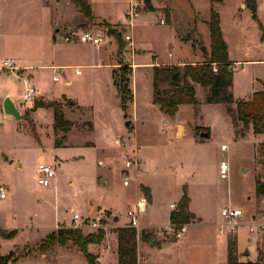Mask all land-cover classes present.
<instances>
[{"label": "rangeland", "instance_id": "1", "mask_svg": "<svg viewBox=\"0 0 264 264\" xmlns=\"http://www.w3.org/2000/svg\"><path fill=\"white\" fill-rule=\"evenodd\" d=\"M96 1L106 5L107 19L117 23L114 28L122 35V60L134 68L138 113L131 103L127 112L121 108L111 85L112 70L87 66L100 61L97 54H88L86 49L69 45L79 41L83 31H99L115 41L112 49L108 44L103 47L106 53L110 50V56H114L118 64L116 56L121 43L110 35L107 23L96 18L86 19L69 0H0V66L5 59L23 63L24 59L34 60L33 65L38 62L36 60L54 59L69 65L64 74L58 71L60 82L53 81L51 70L36 72L43 96L36 97L33 103L23 101V80L9 72L0 79L23 114L28 116L39 107L45 109L35 119L39 121L36 124L31 116L18 121L0 111V187L7 194L5 199H0V232L6 236H0V256L13 252L15 262L12 260L10 264H89L79 247L71 241L64 245L56 243L46 251L41 246L48 237L59 232L77 231L85 237L99 234L101 229L91 228L90 222L97 215H102L104 239L99 245H89L88 253L95 264L102 263L101 257H107L105 260L109 264H115V248H107L113 245L117 229L128 223L127 212L134 208L136 200L144 196L150 203L140 188L146 187L145 183L152 191L154 211L140 217L142 227L137 230L140 244L142 234H149L152 240L157 237L169 242L180 239L168 233L166 225L169 205L183 195L185 188L190 199V211L200 224L188 229L186 238L190 244L182 247L174 264H225L228 261L227 243H238V235L217 240L212 235L216 229L211 225L223 223L221 210L224 207L241 209L246 220L259 211L263 198L256 195V181L264 182V133L256 136L255 140L254 133L251 134L252 125L245 128L242 123L235 122L236 118L233 124L230 121L227 113L233 105L224 108L207 104L204 91L199 88L197 98L200 106H185L174 118L166 119L170 130L162 134L160 124L164 119L150 100L148 69L143 65L135 66L139 49H132L124 40L132 33L134 41L146 51L144 57L147 62H153L154 56L155 61L167 60L169 52L177 55L180 49L174 42L171 46L166 40V34L171 32L173 25H160L162 16L168 23V15L173 8L180 35L194 40L197 48L205 46L209 54L208 27L206 39L200 35L206 34L203 28L194 27L193 32L188 23L193 16L191 5L198 12V16L195 15L197 21L210 17V0H154L165 7L159 15L147 13L144 1H137L140 13L131 32L119 27L125 16L123 10L125 7L130 9L131 0ZM239 1L224 0L223 4H215V10L223 20L232 56L236 61L264 60V40H261L260 29L250 10L239 8ZM258 16L264 24V0H258ZM52 30H57L54 37L60 41L54 47L46 42ZM59 32H64V35L59 36ZM244 68L238 64L234 70L235 102L249 99L256 87L254 77L264 75V63H248ZM67 81L72 85L66 86ZM55 104L62 105L65 118L74 124L68 133H54L52 113ZM127 122L132 125L127 127ZM176 122L186 126L183 136L181 127L179 136L176 135ZM92 124L93 134L90 133ZM196 127H200L197 128L198 134L209 129L210 137L207 140L199 138L203 142L197 143L193 133ZM241 133L246 139L235 140L234 137L240 139ZM117 136L125 140L124 147L115 145ZM59 140L62 147L57 144ZM222 145L228 147L227 151L222 150ZM135 146L144 164L139 170L142 177L135 180L131 170L128 187L123 184L121 168L124 167V158L134 155ZM222 161L229 164L226 180L221 179ZM39 163L52 165L57 173L54 186L49 189L37 184ZM77 214L82 220L75 223L73 217ZM63 215H67L68 220L62 221ZM116 216L119 220L115 219ZM57 219L58 228L51 229ZM242 229L240 243L245 245L250 255L245 256L244 248L236 245L239 261L264 264V244L257 247L247 245V230ZM45 234H48L46 238ZM139 252V264H148L146 253ZM157 258L150 256L152 264H160Z\"/></svg>", "mask_w": 264, "mask_h": 264}, {"label": "trees", "instance_id": "2", "mask_svg": "<svg viewBox=\"0 0 264 264\" xmlns=\"http://www.w3.org/2000/svg\"><path fill=\"white\" fill-rule=\"evenodd\" d=\"M78 11L86 18L93 19L92 8L88 0H69ZM145 1V0H135ZM221 2V0H210V20L207 23L210 37H211V51L207 61L198 65H186L183 68H166L161 70L170 74L171 85L173 87L170 91H160L159 89V73L156 69L154 75V96L153 103L160 107L163 114L174 117L181 105L198 106L199 101L196 96L195 85L199 84L204 88H208L209 92L206 97V103L211 105H235V110L230 108V113L233 114L237 121L241 122L245 128L252 125L253 133L262 135L264 133V91L255 93L251 100L235 102L232 84L234 78V71L229 66L232 64L229 61L228 45L223 37V32L220 26L219 14L214 9V3ZM246 7L250 10L253 20L259 22L258 4L257 0H245ZM146 10L157 11L151 3L145 4ZM109 28L110 35L121 43V47L117 53L118 69L113 71L114 85L117 89L121 108L127 112L128 104L133 100V93L131 90V76L132 68L130 65H125L122 60V35L120 32L106 24ZM218 67V71L214 73L213 66ZM129 66V67H128ZM54 131L55 133H68L74 126L73 123L65 118L63 107L61 104H55L53 109ZM142 192L151 200V194L148 188L141 186ZM256 195L264 198V182L256 181ZM190 199L187 195L186 189L183 190V195L179 200L177 209L170 214V223L179 228L184 225H190L199 221L196 216L189 210ZM118 242V264H139L138 257V241L139 234L135 229L129 227H122L117 229ZM0 236L5 238V234L0 232ZM104 239V232L99 231V234H90L83 236L77 231H64L58 234H52L48 237L41 249L46 251L47 247L53 246L56 243L66 244L71 241L74 245L79 247L81 252L86 257L89 264H95L92 255L88 253V246L99 245ZM142 241H152L149 234H142ZM49 243V245H47ZM236 242L228 243V261L225 264H258L256 262H240L237 257ZM15 259L14 253L10 252L7 256H0V264H10ZM15 262V260H13Z\"/></svg>", "mask_w": 264, "mask_h": 264}, {"label": "crops", "instance_id": "3", "mask_svg": "<svg viewBox=\"0 0 264 264\" xmlns=\"http://www.w3.org/2000/svg\"><path fill=\"white\" fill-rule=\"evenodd\" d=\"M88 1H89L90 5H91L92 13H93L94 18H96L99 21H103V22H105V23H107V24H109L111 26L117 25V23H114V22H112V21H110V20L107 19L108 16H109V12L106 11V7H105L106 5L105 4L102 5V4L98 3L96 0H88ZM134 1L135 0H131V3H133ZM169 1H171V0H169ZM223 2H224V0H221V2L214 3V9H215V4H223ZM150 3H151V5L157 11L151 12V11H147L146 10L147 13H152V14H155V15H159V14H161V9L165 8L164 6H161V5L156 4L154 0L150 1ZM257 4H258V0H257ZM210 5H211V3H210ZM127 6H129V4H127ZM191 7L193 9V16L189 20V23H188V25H190L189 27L192 30H193L194 27H195V29H198V27H200L199 30H202V28H203L204 31H206V34L204 33V34H200V35L202 37L208 39L207 38L208 37V34H207V31L208 30L206 29V27H208L207 23L209 22L210 17L208 19H204L202 17V20L201 21H197L196 16H198V12L193 7V5H191ZM239 8L240 9H244V10H247L248 9L246 7V5H245V0H240L239 1ZM127 10H128L127 7H125L124 10H123V14L124 15L126 14ZM171 10H172L171 11V14L168 15V23L166 22L165 18H163V16H162V18L160 19V25H164V26H166L168 24H169V26H172L173 25V28H171L172 29L171 32H169V33L166 34V40H167L168 44L171 45V46H172V43L174 42V44H176L177 47L180 49V51H179V53L177 55H174L172 52H169V54H168L169 59H167V60H164V61H162V60L161 61H155L156 56H154L153 57V62H147L146 58L144 57L146 51H143L141 49V46L138 45L136 41H134V47H136V48L139 49L138 55L135 58V66L136 67L138 65L146 66V68L148 69L147 74L150 75V77H151V86H150L151 87L150 88V90H151V99L150 100L152 101V103H153V96H154V88H153L154 75H155L156 69H158V70L161 71V70L166 69V68H169V69L178 68V69L181 70V68H183L186 65H193V66H195V65H198V64H203V63H205L207 61V59L209 57V54L207 52V48L205 46H200V47L197 48V47H195L194 40L184 39L180 35V32L181 31L178 32L177 26H176L177 20H176L175 10L173 8ZM146 11H144V12H146ZM218 14H219V17H220V26H221V29H222V32H223V37H224V39H225V41H226V43L228 45L229 61L233 65V71L235 70V67L238 64H241L243 66V70H244L245 69L244 68L245 64L254 63V62L255 63H264V60L236 61V59L233 58L232 53H231V50H230L229 41H228V39L225 36V30H224V27H223V20H222L221 14L220 13H218ZM161 20H165V24H161ZM192 21H193V23H192ZM120 22H121V20H120ZM259 22L261 24V27L259 26L258 22H256V24L258 25V28L260 29V32H261V40H264V24H263V22L261 21L260 18H259ZM135 25L136 24H134V28H135ZM194 30H193V32H194ZM55 31H57V30L50 31L49 35L46 37V39H47L46 42L49 43L50 47H54L55 45H59L58 43L60 42L59 39H57V38L54 37ZM189 32H190V30H189ZM63 35H64V32H59V36H63ZM209 36H210V31H209ZM133 40H134V37H133ZM41 44L43 46L42 40H41ZM210 44H211V37H210ZM69 45H77L80 49H86V50H88V54L91 53V54H94V55H96V54L98 55V57L100 58V61H98L96 65H87V66H92V67H108L110 70H112L111 85H112V88L114 89V93L116 94V97L119 100L118 93H117V89H116V87L114 85V79H113V71H115L116 69H118L119 65L117 63H115V57L114 56H110V55H112L111 52H110V50L108 51L109 53H106V50H105L104 47L96 48V47H93V46H91L89 44H83L80 41H77L76 43L75 42H72ZM108 45L110 46V48L111 47H114L115 41L111 38ZM202 47H205L206 52H204L202 50ZM38 54L40 56L41 51H39ZM24 60H26L25 63H23L20 60H17L18 61V64L21 67L26 68L25 70L21 71L20 74H21L22 78H31L33 80V83H34V86H35L36 92H37L36 97L43 96L42 92H40L41 86H40V84H38V79H36V74H37L36 72L37 71H39V70H51L52 73H53V69L52 68L56 67V68H59V71L62 74H64L65 73V70H67L68 67H69V65H63V64L59 63L58 61H56L54 59L53 60H50V61H48V60H46V61L36 60V61H38V62H36V65H33L34 60H29V59H24ZM132 69H133L132 70V72H133L134 71V68H132ZM6 73H8V72L0 70V79H2L1 78L2 75L3 74H6ZM8 74H11V73H8ZM11 75H13V74H11ZM158 78H159L158 84H159L160 91H170V90L173 89V87L171 85V80H170L171 77H170V74L169 73L162 72L161 71L159 73V77ZM21 80H23V79H21ZM254 80H255L254 84L256 85L255 91L250 96V98L247 99V100H251L252 96L255 93L260 92V91L263 90V87H264V75H260V76L256 75L254 77ZM233 84H234V78H233ZM233 84H232V92H233ZM71 85H72V82L71 81H67L66 82V86H71ZM199 88L203 89V91H204V100H205L204 102L206 103V97H207V94L209 92V89L208 88H204V87H202L199 84H196L195 85L196 96H197V93H198V89ZM24 90H25V86H24ZM131 90H132V93H133V100H132V102H131L130 105L132 107V104H133V107L136 108V110H137L136 112L138 113L139 98H138L137 92H136L135 87H134L133 73H132V76H131ZM233 96H234V93H233ZM7 98H11L14 101L12 95L7 91V89H5L3 87V82H0V111H1V113H4V114H5V111H4L3 103L5 102V100ZM234 99H235V97H234ZM14 103H15L16 107L18 108V110L21 112V114L23 116H25V118H28V117L31 116V117L34 118V119H32V121H33L34 124L39 123V121L36 122L35 119H37V116L39 114H42L45 109L40 108V107L39 108H36V109H33L32 113L27 116V115L23 114L22 110L17 106V104H16L15 101H14ZM200 104L201 103L199 101V105L198 106H194V107H199ZM130 105H129V107H130ZM153 105H155V104L153 103ZM218 105H221V104H218ZM156 106L158 107L157 109L160 111V116L164 120H166V119L174 118L179 113V111H180L181 108H183L185 106H189V105H181V106H179V110H178L177 114L174 117H170L168 115L163 114L161 112V110H160V107L158 105H156ZM222 106H224V108H226L225 105H222ZM129 107H128V109H130ZM83 108H87V107H83ZM232 108L234 109L235 108V105H233ZM29 109H32V108H29ZM225 111H226V109H225ZM226 113H227V111H226ZM227 115H228L230 121L233 124V121H235V118L232 116V113H227ZM6 116H8V115H6ZM235 122L241 123V122H239L237 120ZM53 125H54V118H52V126ZM130 125H132V124L130 123ZM180 127L182 128V134H181V136H183L184 135V132L186 131V126L183 123H181V122H176V124H175V133H176L177 136H179L178 135V131H179V128ZM197 128H200V127H196L195 130H194V132H193L194 133V137H195V141L197 143L203 142V141L199 140V138L204 139V140H207V138L210 137V132H209V129L207 127H205V128L208 129L207 132H209V133H207V132H200L198 134L197 133ZM169 130H170V125H169V127H168V129L166 130L165 133H167ZM160 132H161V130H160ZM54 133H55V131H54ZM90 133L91 134L94 133V124H92V130L90 131ZM165 133H162V134H165ZM202 133H207L208 134V137H201V134ZM233 134H234V132H233ZM251 134L253 135V132ZM253 136L255 137V140H256V136H258V135L254 134ZM234 138H235V140H243V139H246V138H244V133H241L240 139H236V137H234ZM135 141H137V143H138V140L136 139V136H135ZM61 142H62L61 140L58 141V143H57L58 146H60ZM93 145H95L94 142H93ZM60 147H62V146H60ZM139 159H140V157H139ZM8 161H9V158H8ZM100 163H102V161ZM39 164H41V163H39ZM44 164H46V163H44ZM47 165H50V164H47ZM19 166L21 167L22 164H20ZM37 170H38V167H37ZM122 170H123V168H121V171ZM152 171H153V169H152ZM37 174H38V171H37ZM141 177H140V174H138L139 180H140ZM54 182H55V180H54ZM54 182H53V184H54ZM140 183H142V182H140ZM53 184H52V186H54ZM143 184L149 189L150 194H151V200H150V203H148L149 204L148 213L150 212L152 214L153 211H154L153 200H152V197H153L152 196V191H151V188L149 186H147L145 183H143ZM128 187H130V185ZM46 189H49V188H46ZM181 197L176 200V202L174 203L175 205L178 204V202L181 199ZM172 204L169 205L170 211L168 212V215H167V217H168V225L170 224V214L174 211V210L171 209V205ZM104 209L108 210V209H112V208L111 207L110 208L104 207ZM189 210H190V208H189ZM61 219H62V221H66V220H68V216L67 215H63ZM115 219L116 220H119V217L116 216ZM58 223H59V219L56 220L55 227H51V229L56 228V226H57ZM197 224H200V222L197 221L196 223L187 225L186 232H185L184 236L181 237L179 240H177L175 242L165 241L162 238L157 237V238H155L158 241L157 246L152 248L150 246V244H151V242L153 240L150 241V242L142 241V245L140 244V241H138V253H140L139 252L140 250H142L143 253H146L145 259L148 258V260L146 261V263H148V264H152L153 263V260L150 259V256L151 255L152 256H155V257L157 256L158 258L156 259V261L157 262H160V264L161 263H163V264H174L175 261H176L175 259H177L178 254L182 250V247L183 246H187L188 244H190V243H188V240L186 238L187 237V234L186 233L188 232V229L191 226H194V225H197ZM211 226L216 229V232H214V234H212V235L217 240H218L219 237H226V236L220 235V233H219V226H217L216 224H213ZM149 227H152V226H149ZM242 230L243 229L241 228L240 229L241 232L237 234L238 235L237 236L238 237V243H237V245H238L239 248H244L243 253L245 255L247 251L249 252V250H247V248H245V245H241V243H240V236H242V234H241L242 233ZM47 236H48V234H45V238ZM181 240L183 242H181ZM246 243H247V245L249 244L251 246V244L248 242V238L246 240ZM112 247H113V249L115 248V251H116V253L113 252L114 253L113 254V257H114L115 264H118V242H117V237L116 236L114 238L113 245H110V247H108L107 250H111ZM103 255H107V254H103ZM249 255H250V252H249ZM105 259H107V257ZM105 259L103 257H101V260H102V263L101 264H109Z\"/></svg>", "mask_w": 264, "mask_h": 264}, {"label": "built area", "instance_id": "4", "mask_svg": "<svg viewBox=\"0 0 264 264\" xmlns=\"http://www.w3.org/2000/svg\"><path fill=\"white\" fill-rule=\"evenodd\" d=\"M139 4L137 1H134L130 5V9L127 10L123 20L120 22V28L128 30L131 32L134 28L135 19L139 16ZM161 24H165V20H161ZM69 40V39H67ZM124 40L128 43V46L132 49L134 48V40L133 35H126ZM79 41L83 44H89L96 48H101L106 44H109L110 39L103 33L99 31H83L79 35ZM128 51V50H127ZM230 69H233V65L229 66ZM26 68L21 67L18 64L16 59H5L1 66L0 70L9 72L16 76L19 79H23L25 90L23 95V101L25 103H33L36 99V88L34 86L33 80L31 78H22L21 71L25 70ZM53 69V81L59 82L61 77L58 73L59 68H52ZM214 73L218 71V67L214 65L213 67ZM169 124L166 120H163L160 124V130L162 133H165L168 129ZM115 145L118 147H124L126 145L125 140L121 137L117 136L115 140ZM223 151H227L228 147L223 145ZM123 184L124 186H129V173H134L135 180L138 179L139 170L142 168L143 163L139 159L137 153V147L135 146L134 155L133 156H126L123 160ZM220 170H221V179L226 180L228 178V171H229V164L225 161L220 163ZM38 175H37V183L39 186L44 188H50L56 179L57 173L53 166L47 165L44 163L39 164L38 166ZM7 197L6 191L3 187H0V199H5ZM149 204L147 199L142 196L136 200L135 206L132 210L127 212L128 216V223L125 227H129L132 229L140 230L142 225L140 224V217L148 212ZM172 210H176L177 206L175 204L171 205ZM221 216L223 218V223L219 225V233L220 235L229 237L233 235H237L238 231L241 228H246L248 234V242L257 247L258 244H264V198L261 203V207L257 213L251 216L249 220H246L244 217V213L239 208H234L231 206L224 207L221 210ZM104 216L97 215L93 221L90 222V227L96 230H102L103 227L101 226L103 222ZM82 220L81 215L77 214L73 217V222L78 223ZM58 228V226H57ZM187 225L181 226L179 228L173 226L171 223L167 225V232L171 235H174L177 238H181L184 236L186 232Z\"/></svg>", "mask_w": 264, "mask_h": 264}, {"label": "water", "instance_id": "5", "mask_svg": "<svg viewBox=\"0 0 264 264\" xmlns=\"http://www.w3.org/2000/svg\"><path fill=\"white\" fill-rule=\"evenodd\" d=\"M150 0H145L144 3L147 4L149 3ZM202 50L204 52H206V49L205 47H202ZM3 106H4V111H5V114L8 115V116H11L13 117L14 119L20 121V120H23L25 118V116H23L21 114V112L18 110V108L16 107L14 101L11 99V98H7L5 100V102L3 103ZM127 127L130 126V122H127ZM201 137H208V134L207 133H202L201 134ZM157 243L158 241L156 239H154L150 246L153 248V247H156L157 246ZM249 255V252L247 251L245 256H248Z\"/></svg>", "mask_w": 264, "mask_h": 264}]
</instances>
